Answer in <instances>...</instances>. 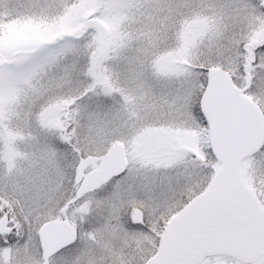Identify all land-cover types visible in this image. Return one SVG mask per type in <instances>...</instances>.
<instances>
[{"label":"snow or ice","instance_id":"1","mask_svg":"<svg viewBox=\"0 0 264 264\" xmlns=\"http://www.w3.org/2000/svg\"><path fill=\"white\" fill-rule=\"evenodd\" d=\"M0 264H264V0H0Z\"/></svg>","mask_w":264,"mask_h":264}]
</instances>
